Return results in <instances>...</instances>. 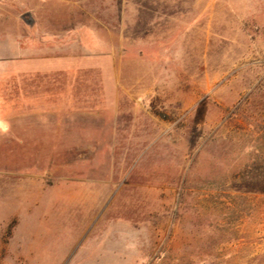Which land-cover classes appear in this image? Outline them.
I'll list each match as a JSON object with an SVG mask.
<instances>
[{
  "label": "rangeland",
  "instance_id": "1",
  "mask_svg": "<svg viewBox=\"0 0 264 264\" xmlns=\"http://www.w3.org/2000/svg\"><path fill=\"white\" fill-rule=\"evenodd\" d=\"M0 264H264V0H0Z\"/></svg>",
  "mask_w": 264,
  "mask_h": 264
},
{
  "label": "crops",
  "instance_id": "2",
  "mask_svg": "<svg viewBox=\"0 0 264 264\" xmlns=\"http://www.w3.org/2000/svg\"><path fill=\"white\" fill-rule=\"evenodd\" d=\"M65 26V25H64ZM59 25L55 24L54 28H52V32H44L39 34L45 42H52L55 44L56 42L60 41V38L67 39L69 29L65 28H58ZM56 47L60 48V46L56 45ZM25 58V65L28 71H31L34 68H39L42 70L44 68L51 69V70H69L72 67L73 63L75 64L78 62L75 61V55L71 54L69 50L65 51H52L50 54L39 53L38 51L34 52L31 51L26 54ZM89 59V58H88ZM80 62H84L85 56H79Z\"/></svg>",
  "mask_w": 264,
  "mask_h": 264
},
{
  "label": "trees",
  "instance_id": "3",
  "mask_svg": "<svg viewBox=\"0 0 264 264\" xmlns=\"http://www.w3.org/2000/svg\"><path fill=\"white\" fill-rule=\"evenodd\" d=\"M252 176H256V174L252 175Z\"/></svg>",
  "mask_w": 264,
  "mask_h": 264
}]
</instances>
